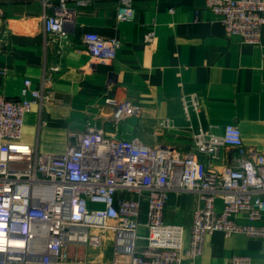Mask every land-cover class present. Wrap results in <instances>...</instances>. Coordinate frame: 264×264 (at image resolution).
I'll return each mask as SVG.
<instances>
[{
  "label": "crops",
  "instance_id": "0c3cea01",
  "mask_svg": "<svg viewBox=\"0 0 264 264\" xmlns=\"http://www.w3.org/2000/svg\"><path fill=\"white\" fill-rule=\"evenodd\" d=\"M117 4L67 0L62 11L58 0H0V94L19 99L24 79L48 94L24 113L20 141L40 153H62L74 141L72 134L94 128L106 136L187 151L198 128L221 134L233 123L245 147L264 152V32L251 44L226 35L204 0H133V20L118 19ZM55 11L64 14L59 36L46 33L43 23ZM151 30L153 38L146 41ZM88 32L119 39L114 57H92L83 41ZM192 92L200 101L197 110L188 101ZM105 97L135 103L138 111L114 121ZM163 117L173 127H158ZM235 161L234 149L223 147L211 165L217 169ZM197 204L192 192L168 194L165 220L184 225V245ZM215 208H221L220 199ZM145 210L142 202L140 235L146 231ZM237 221L249 222L243 213ZM254 223L264 225V215ZM239 254L264 264V237L216 230L205 236L199 255L183 257L181 264H231ZM111 256V233H103L99 244L69 248L71 264H105Z\"/></svg>",
  "mask_w": 264,
  "mask_h": 264
},
{
  "label": "built area",
  "instance_id": "2783aa9c",
  "mask_svg": "<svg viewBox=\"0 0 264 264\" xmlns=\"http://www.w3.org/2000/svg\"><path fill=\"white\" fill-rule=\"evenodd\" d=\"M67 0H58L66 9ZM86 4L92 0H74ZM116 16L133 20V0H116ZM217 14L228 36L242 43H259L264 32V0H204ZM64 14L44 16V29L52 36L63 33ZM153 31L144 39L151 41ZM87 52L96 59L114 57L116 37L94 32L83 35ZM24 79L20 98L0 94V264H71L69 248L99 244L103 233L112 235V256L105 264H181L183 257L202 252L204 238L216 230L228 235L242 232L264 237V152L245 147L236 124H225L221 134L198 128L191 148L180 151L166 144L144 145L136 138L106 136L87 128L72 134L74 141L62 153H40L22 143L23 115L48 94ZM113 105L119 121L138 111L130 101ZM188 101L197 110L195 92ZM182 102L185 112L187 104ZM160 128L173 127L169 117L159 118ZM223 147L236 152L233 165L215 169ZM188 191L198 198L192 211L187 245L184 225L165 220L170 192ZM220 199L221 208H215ZM145 202V233L136 228ZM245 214L249 222L239 223ZM20 242L21 244L19 245ZM231 264H251L248 255H234Z\"/></svg>",
  "mask_w": 264,
  "mask_h": 264
},
{
  "label": "bare ground",
  "instance_id": "6f19581e",
  "mask_svg": "<svg viewBox=\"0 0 264 264\" xmlns=\"http://www.w3.org/2000/svg\"><path fill=\"white\" fill-rule=\"evenodd\" d=\"M19 243V245L21 244L20 242H18Z\"/></svg>",
  "mask_w": 264,
  "mask_h": 264
}]
</instances>
